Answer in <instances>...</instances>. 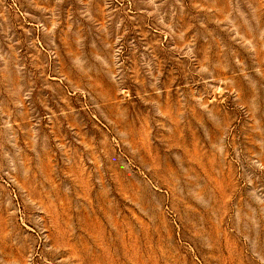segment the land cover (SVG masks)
<instances>
[{
	"label": "rangeland",
	"instance_id": "rangeland-1",
	"mask_svg": "<svg viewBox=\"0 0 264 264\" xmlns=\"http://www.w3.org/2000/svg\"><path fill=\"white\" fill-rule=\"evenodd\" d=\"M0 264H264V0H0Z\"/></svg>",
	"mask_w": 264,
	"mask_h": 264
}]
</instances>
